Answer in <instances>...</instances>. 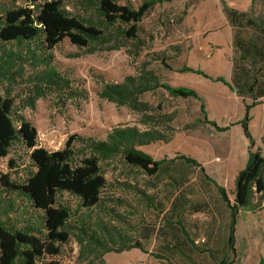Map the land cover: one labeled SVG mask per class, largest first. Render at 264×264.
I'll return each instance as SVG.
<instances>
[{"label":"rangeland","instance_id":"obj_1","mask_svg":"<svg viewBox=\"0 0 264 264\" xmlns=\"http://www.w3.org/2000/svg\"><path fill=\"white\" fill-rule=\"evenodd\" d=\"M18 6H26L28 0H15ZM72 15L88 23H97L95 6L89 0H56ZM148 0H116L118 5L137 9ZM246 11L253 20L264 21V2L249 0ZM234 0H164L154 5L137 25V38L121 39L107 30L109 41L97 46V50L78 48L67 39L57 44L49 55L52 67L63 81L59 87H40L36 91L28 83L8 86L0 82V96L8 92L13 100V113L21 115L37 133V146L53 152L64 147L72 135L105 140L115 127L133 126L146 129L139 123L141 115L126 107L116 106L98 97L101 87L122 83L127 76H135L142 70L152 71L158 80L171 87L193 90L197 98L172 97L157 89L139 97L145 103L146 114L158 116L170 114L173 128L167 143H154L139 149L153 160H164L156 177H148L140 170L125 165L117 157L101 164L106 180L100 207L90 212L109 226L115 237L138 240L147 253L156 247L153 235L146 240L150 225H159L168 210L170 194L183 189L192 203L206 202L209 211L191 213L188 221L197 225L196 233L201 242L207 235L206 227L215 214L217 194L212 184L202 179L197 167L175 160L177 156L194 159L210 179L225 189L233 202V177L244 168L247 161L248 141L244 138L240 122L245 106L253 105L248 112V130L253 140L252 151L264 158V97L255 102L247 87L251 82L252 68L248 61L242 63L249 72L243 81L239 96L215 79L221 78L234 88L235 63L239 54L229 40L224 8H230ZM253 27H247L245 35L255 36ZM111 33V34H109ZM255 76L257 86L252 95L264 86V69ZM184 68L199 70L207 77L189 72ZM239 84V83H238ZM203 109V110H202ZM204 115H203V112ZM205 116V117H204ZM217 127L229 130L217 131ZM174 159L173 161H171ZM28 151L14 144L9 154L0 159V176L7 175L14 185H23L32 171ZM6 211H0V220L9 227H20L32 212L17 193H3ZM73 210L74 199L64 194L60 198ZM257 201V198H255ZM151 202L152 204H149ZM255 211L241 210L235 226L233 264H264V200ZM163 209V213L159 211ZM84 213V212H82ZM98 216V217H96ZM74 219H77V215ZM124 245L117 244L115 248ZM79 250L73 238L60 246L56 257L60 264H78ZM105 264H154L155 261L138 249L103 256Z\"/></svg>","mask_w":264,"mask_h":264},{"label":"trees","instance_id":"obj_2","mask_svg":"<svg viewBox=\"0 0 264 264\" xmlns=\"http://www.w3.org/2000/svg\"><path fill=\"white\" fill-rule=\"evenodd\" d=\"M163 1L148 0L133 9L118 5L116 0H89L95 6L98 18V22L92 24L70 14L56 0H28L26 6H18L15 0H0V82L10 87L19 82L28 83L36 91H40L41 86L48 89L59 87L63 79L53 69L49 55L57 44L67 39L78 48L95 51L97 46L109 41L107 30H112L116 37L124 40L136 39L137 25L154 5ZM224 12L233 29V46L239 54L235 70L239 73L234 74L236 88L221 78L215 82L222 83L239 96L249 93L255 102L257 98L264 97L263 85L256 95H252L258 84L256 71H253L258 65V70L264 69V21L253 20L246 12L226 7ZM247 27H253L257 32L255 36L245 35ZM244 61H248L252 68V79L246 93L242 88L249 72L242 65ZM180 72L207 77L201 71L189 68ZM157 89L172 97L197 98L193 90L171 87L160 82L148 70L127 76L119 84L106 83L99 90L98 97L139 113V123L146 129L115 127L101 141L72 135L62 149L53 152L37 146L35 128L21 115L13 113V100L9 93L0 96V159L5 158L11 147L18 143L28 151V160L35 169L20 186L14 185L7 175L0 176V211L11 207V204L5 205L2 194L13 192L23 198L32 212L18 228L9 227L0 220V264H60L56 259L60 246L70 238L78 245V264H105V254L130 249L148 254L154 264H233L238 213L241 210L253 212L264 200V158L258 151L251 150L253 140L248 130V112L253 105L245 106V115L238 122L249 145L246 164L234 179L232 203L225 189L210 179L194 159L183 155L174 158L197 167L202 179L211 183L216 191V213L206 227L207 235L203 241H198V227L187 217L191 213L209 211V205L206 202L192 203L180 188L170 194L169 208L161 223L147 229L145 239L153 235L156 240L155 249L149 253L138 240H118L110 230L115 228L113 225L90 215L100 207L106 187L101 172L103 162L119 157L125 165L148 177H156L164 164V160H153L139 149L154 143H167L171 139L172 116L146 114L143 109L145 103L139 101L141 95ZM209 124L220 132L229 130L230 126L220 128L214 122ZM64 194L76 201L77 210L60 200ZM163 209L159 212L163 213ZM76 215L77 219H74ZM121 242L124 245L115 248Z\"/></svg>","mask_w":264,"mask_h":264},{"label":"crops","instance_id":"obj_3","mask_svg":"<svg viewBox=\"0 0 264 264\" xmlns=\"http://www.w3.org/2000/svg\"><path fill=\"white\" fill-rule=\"evenodd\" d=\"M249 5H250V1L249 0H234L233 3H230L229 4V6L231 7V9L237 10L239 12H246L247 9H248V7H249ZM224 19H226V17ZM227 26H228L227 27L228 28V31H227L228 37L227 38H229V40L232 43V40H233V29L229 25L228 22H227ZM235 176L233 177V183H234Z\"/></svg>","mask_w":264,"mask_h":264}]
</instances>
